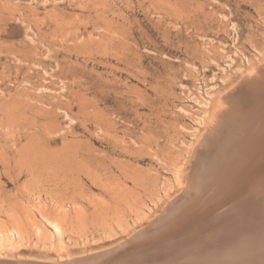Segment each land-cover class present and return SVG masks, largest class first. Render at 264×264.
<instances>
[{
	"label": "rangeland",
	"instance_id": "374dc122",
	"mask_svg": "<svg viewBox=\"0 0 264 264\" xmlns=\"http://www.w3.org/2000/svg\"><path fill=\"white\" fill-rule=\"evenodd\" d=\"M262 70L264 0H0V260L145 249Z\"/></svg>",
	"mask_w": 264,
	"mask_h": 264
},
{
	"label": "bare ground",
	"instance_id": "6f19581e",
	"mask_svg": "<svg viewBox=\"0 0 264 264\" xmlns=\"http://www.w3.org/2000/svg\"><path fill=\"white\" fill-rule=\"evenodd\" d=\"M243 86L245 93L227 98V106L218 113L209 142L194 164L190 194L158 222L162 228L157 223L151 226L154 231L149 227L151 232L138 241L145 249L130 251L127 256V248L133 245L129 244L119 254L103 252L72 264H264L263 70ZM228 196L231 201L209 211ZM50 226L60 239V225L51 222ZM163 233L169 236L163 239ZM0 264L55 263L0 260Z\"/></svg>",
	"mask_w": 264,
	"mask_h": 264
}]
</instances>
